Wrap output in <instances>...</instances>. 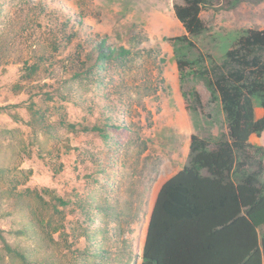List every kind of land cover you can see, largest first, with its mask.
I'll return each mask as SVG.
<instances>
[{
  "label": "rangeland",
  "instance_id": "1",
  "mask_svg": "<svg viewBox=\"0 0 264 264\" xmlns=\"http://www.w3.org/2000/svg\"><path fill=\"white\" fill-rule=\"evenodd\" d=\"M206 1L207 30L186 39L174 12L184 0H0V227L8 243L51 264L142 263L157 194L188 163L191 135L214 144L228 133L203 73L248 30L264 29V0ZM60 10L84 22L87 40L130 49L128 60L71 80L74 48ZM179 60L189 63L182 71ZM38 63L28 76L24 67ZM254 102L264 112L262 99ZM104 114L123 130L107 129L108 140L80 130L103 127ZM252 144L247 170L261 162L264 183V134ZM31 219L36 234H17ZM0 264H20L1 240Z\"/></svg>",
  "mask_w": 264,
  "mask_h": 264
},
{
  "label": "trees",
  "instance_id": "2",
  "mask_svg": "<svg viewBox=\"0 0 264 264\" xmlns=\"http://www.w3.org/2000/svg\"><path fill=\"white\" fill-rule=\"evenodd\" d=\"M50 2L36 0V4L45 7L51 6ZM206 4V0H184L174 6L176 18L187 32L186 39L207 30L201 17ZM65 17L70 25L67 39L74 48L67 68L71 80L97 77L111 64L128 60L130 49L117 47L107 39L87 40L83 35L84 22L75 23L68 14ZM48 61V57L40 58L42 64ZM187 65V61H178L180 71ZM24 68L28 76L40 70L39 63ZM203 75L212 100L219 95L228 133L214 144L196 134L191 136L188 163L157 194L141 264H264L262 163H258L256 170H247L253 164L251 136L264 134V114L256 117L254 102L256 96L260 97L264 109V29L248 30L227 52L225 60ZM196 102L197 108L203 109L198 94ZM104 118L103 127L95 124L80 130L98 134L104 140L109 139L107 129L123 130L122 125L113 122V117L104 114ZM62 124L77 132L75 124ZM21 224L25 227H20L17 234L34 236L33 219ZM88 236L94 238L93 234ZM0 240L3 251L20 264H51L8 243L1 227Z\"/></svg>",
  "mask_w": 264,
  "mask_h": 264
},
{
  "label": "crops",
  "instance_id": "3",
  "mask_svg": "<svg viewBox=\"0 0 264 264\" xmlns=\"http://www.w3.org/2000/svg\"><path fill=\"white\" fill-rule=\"evenodd\" d=\"M256 109V108H255ZM263 114H264V112H262V111H258V113H257V110H256V117L259 119V118H261L262 116H263ZM193 135V134H192ZM191 135V136H192ZM255 136H257V135H252L251 136V143L254 141V137ZM190 139H191V137H190ZM190 142H191V140H190ZM186 147H187V149H189V151H190V143H189V145H188V143L186 144ZM187 163V162H186ZM186 163H184L183 164V166H182V168H180L179 169V171L181 170V169H183V167L186 165ZM179 171H177V172H175L173 175H175L176 173H178ZM172 175V176H173ZM172 176H170L169 178H171Z\"/></svg>",
  "mask_w": 264,
  "mask_h": 264
}]
</instances>
